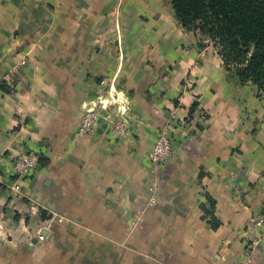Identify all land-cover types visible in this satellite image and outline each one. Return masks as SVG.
I'll return each instance as SVG.
<instances>
[{
  "label": "crops",
  "instance_id": "1",
  "mask_svg": "<svg viewBox=\"0 0 264 264\" xmlns=\"http://www.w3.org/2000/svg\"><path fill=\"white\" fill-rule=\"evenodd\" d=\"M171 9L0 0V264H229L254 239L264 264V99ZM111 94L128 134L101 118L79 135ZM23 153L39 163L15 191Z\"/></svg>",
  "mask_w": 264,
  "mask_h": 264
},
{
  "label": "trees",
  "instance_id": "2",
  "mask_svg": "<svg viewBox=\"0 0 264 264\" xmlns=\"http://www.w3.org/2000/svg\"><path fill=\"white\" fill-rule=\"evenodd\" d=\"M170 5L184 29L212 41L241 83L264 89V0H170Z\"/></svg>",
  "mask_w": 264,
  "mask_h": 264
},
{
  "label": "built area",
  "instance_id": "3",
  "mask_svg": "<svg viewBox=\"0 0 264 264\" xmlns=\"http://www.w3.org/2000/svg\"><path fill=\"white\" fill-rule=\"evenodd\" d=\"M204 40L209 41L208 38L204 37ZM119 95L111 94L110 99H103L98 101V103L91 109L85 110L83 113L79 125L77 127V133L79 135H88L94 132L97 122L101 118H105L110 121L114 136L117 138H122L128 134V118L122 113L117 112L115 114L106 112L109 110L110 105L118 104ZM2 133V128L0 126V135ZM172 139L165 133H161L152 148L149 151V161H150V174L157 179L159 177V170L165 164V162L171 157ZM39 163V157L36 153H23L16 157L13 161V171L14 175L17 176L16 182L10 186L11 189L15 191L20 190V180L25 179L30 176L34 168ZM156 185V182L153 184ZM149 205L156 203L155 195L149 198ZM259 239H254L252 245H249L244 252V255L229 264H250L252 258L255 254L256 245Z\"/></svg>",
  "mask_w": 264,
  "mask_h": 264
},
{
  "label": "rangeland",
  "instance_id": "4",
  "mask_svg": "<svg viewBox=\"0 0 264 264\" xmlns=\"http://www.w3.org/2000/svg\"><path fill=\"white\" fill-rule=\"evenodd\" d=\"M165 2L167 1L168 2V4H170V0H164ZM171 11V13H173L174 14V12H173V10L171 9L170 10ZM204 37H202V36H200V41H203V46L205 45V46H209V50H208V52H211V53H214V54H217V55H220L219 53H218V49L213 45V43H212V41L209 39V41H207V40H204L203 39ZM222 58V57H221ZM22 63H24V60L22 61ZM222 66H223V70H226L227 71V68H226V66H225V64L224 63H222ZM257 93H258V96L259 97H261V98H263L264 99V89H260L259 88V90L257 91Z\"/></svg>",
  "mask_w": 264,
  "mask_h": 264
}]
</instances>
